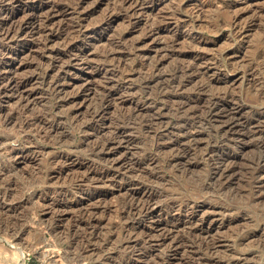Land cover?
Wrapping results in <instances>:
<instances>
[{"label":"rangeland","instance_id":"rangeland-1","mask_svg":"<svg viewBox=\"0 0 264 264\" xmlns=\"http://www.w3.org/2000/svg\"><path fill=\"white\" fill-rule=\"evenodd\" d=\"M6 25L0 264H264V175L246 171L259 144L218 132L207 100L192 126L183 101L230 90L264 115V70L241 72L264 48V0H0ZM210 146L234 161L224 185ZM143 186L155 199L132 218Z\"/></svg>","mask_w":264,"mask_h":264},{"label":"bare ground","instance_id":"bare-ground-1","mask_svg":"<svg viewBox=\"0 0 264 264\" xmlns=\"http://www.w3.org/2000/svg\"><path fill=\"white\" fill-rule=\"evenodd\" d=\"M10 18V17H9ZM8 18V20H9ZM10 21V20H9ZM8 21V23H9ZM7 23V24H8ZM2 27V26H1ZM1 29V33L2 36L8 37L11 36L10 33L12 31H14L15 28L9 26H5L2 27ZM18 28V27H16ZM20 29V28H19ZM17 30V29H16ZM15 32V31H14ZM12 32V33H14ZM2 38V37H1ZM252 55V54H251ZM248 61V60H247ZM197 62V61H196ZM153 65V64H152ZM197 64L192 62L191 64H188L186 66L182 65H177L180 67V70H194V66H196ZM254 67H256L257 69H262L264 70V48H257V51H255V53L253 54L251 60L249 61L248 65L246 67H244L242 69V74L245 73H250L253 75V73L255 72ZM156 68V67H155ZM174 69V71L176 70ZM259 69L257 71H259ZM181 72V71H180ZM184 72V71H183ZM187 72V71H185ZM195 72V71H194ZM188 73V72H187ZM176 74V73H175ZM170 76V75H169ZM173 76V75H171ZM177 76V75H176ZM174 77L173 79L169 80L170 84H173L177 81V77ZM181 76V75H180ZM144 77V76H143ZM52 78V77H51ZM142 79V78H141ZM165 79V78H164ZM168 79V78H167ZM261 84L264 85V76H262L261 78ZM180 80V79H179ZM144 81V80H143ZM152 81H160V77L159 76H149L145 79L146 83H150ZM162 81V80H161ZM45 83H51L50 81L46 80V77L44 79ZM177 83V82H176ZM175 83V84H176ZM52 84V83H51ZM144 84V83H143ZM151 84H154V82H152ZM164 84V83H163ZM150 85V84H149ZM158 85V84H157ZM162 85V84H161ZM160 85V86H161ZM166 85V84H165ZM151 86V85H150ZM163 86V85H162ZM167 86V85H166ZM154 87V86H153ZM159 87V86H158ZM169 87V86H167ZM165 88V87H164ZM158 89V88H157ZM160 89V88H159ZM164 90V89H163ZM258 90V89H256ZM261 90V89H260ZM262 90H264V87H262ZM159 91V90H158ZM230 91V90H229ZM229 91H223V94H219L220 98H224L221 103H220V99L219 97L217 98V96L212 97V95L208 96H202V95H196L195 97H192L191 99L195 102L194 105L191 99H186L183 100L186 102V104L191 108L193 107L188 114H190V116H192V120H196L195 119V115L196 112H198V110L200 111V105H198L200 102L202 104L203 100H207L206 104L207 106H205V109L203 110V119H205V121L209 122L211 120H215L218 123H215V126L218 130V132H220L221 134L224 135V137L228 136L233 138L234 137V133L237 132L239 127H242V131L241 134H239L238 136L242 137L243 139L246 137L249 138H254L256 139L257 144H259V155L258 156H254V160L251 161L252 164L249 163L250 168L248 167V169H244V171H248L247 175L249 178H253L256 175H264V119H262V116L264 115H259L256 118H249L244 116L243 112L245 111V109L247 108V103L239 100L236 102H232V99L230 98V96L232 95ZM167 93V92H166ZM262 94V96H260V99L262 97V100H264V92H260ZM158 94V93H157ZM198 94V93H197ZM183 95V94H182ZM204 95V94H203ZM166 96H169L168 94ZM162 97V96H161ZM160 97V98H161ZM232 97V96H231ZM236 97V96H235ZM158 98V97H157ZM165 98V97H164ZM206 98V99H205ZM228 98H230V100H228ZM163 99V98H162ZM166 99V98H165ZM173 99V98H172ZM180 99V98H179ZM248 99V98H246ZM164 100V99H163ZM236 100V98H235ZM261 100V102H262ZM161 101V100H160ZM173 101V100H172ZM250 102V100H249ZM253 102V101H252ZM177 103V102H176ZM180 103V102H179ZM183 103V102H182ZM252 104V103H251ZM254 104V103H253ZM180 105V104H179ZM187 105L184 108V111L187 109ZM173 106V105H172ZM178 106V105H177ZM184 107V105H182ZM202 106V105H201ZM254 106H258V105H254ZM261 107V106H258ZM257 107V108H258ZM100 109V106L97 107V109L94 112H98ZM183 109V108H182ZM256 109V108H255ZM189 110V109H188ZM93 114V113H92ZM201 114V113H200ZM200 114H198V116H200ZM246 115V114H245ZM148 117V116H147ZM152 117V116H151ZM197 118V117H196ZM39 119V118H38ZM55 119V118H54ZM58 119V118H57ZM60 119V118H59ZM200 119V118H199ZM203 119L200 120H196V121H191L192 126L198 124H201L203 126ZM37 120V119H36ZM149 120V119H148ZM147 120V121H148ZM39 121V120H38ZM56 121V120H55ZM58 121V120H57ZM56 121V122H57ZM60 121V120H59ZM153 120H151L152 122ZM204 121V122H205ZM35 123V121H33ZM150 122V123H151ZM155 122V121H154ZM153 122V123H154ZM188 122V121H187ZM213 122V121H212ZM209 124V123H207ZM214 124V123H213ZM185 125V124H184ZM189 125V124H188ZM206 125V124H205ZM53 127L54 130H56L58 128V126H60L58 123L56 125H51ZM191 126V125H190ZM197 127V126H196ZM209 127H211L209 125ZM214 127V126H213ZM199 128V127H198ZM207 128H205L206 131ZM212 130V128H211ZM215 130V129H214ZM208 131V130H207ZM211 132V131H210ZM217 132V133H218ZM206 133V132H205ZM214 133V132H212ZM211 135V134H210ZM217 135V134H216ZM214 136V135H212ZM220 137V136H219ZM218 137V139H219ZM222 137V136H221ZM237 137V136H235ZM206 138V137H205ZM208 138V137H207ZM212 139V138H210ZM229 139V138H228ZM186 140V139H185ZM193 141V140H192ZM218 141V140H217ZM176 142V141H175ZM214 142V141H212ZM231 142V141H230ZM211 143V142H210ZM222 143V142H221ZM229 143V142H228ZM108 142H104L103 144H101V147H105L108 146L107 145ZM214 144V143H213ZM227 144V143H226ZM207 145V144H206ZM230 145V144H228ZM234 145V143H233ZM236 146V144H235ZM191 147V146H190ZM221 147V146H220ZM219 147V148H220ZM223 147V146H222ZM226 147V146H225ZM97 148V147H96ZM179 148V147H178ZM192 148V147H191ZM236 148V147H234ZM103 149V148H102ZM222 149V148H221ZM96 150V149H95ZM98 150V149H97ZM189 150V148H188ZM187 149L182 150V153L179 151L178 153L175 152V155L173 156L174 160H179V159H186L189 156V152ZM204 150V149H202ZM258 150V149H257ZM199 151V150H198ZM207 153H213L214 151L216 152V155H218V148L214 147V146H210L209 148L206 149ZM223 151V150H222ZM225 151V150H224ZM214 152V153H215ZM224 153V152H223ZM223 153H219L218 157L215 158L216 162L215 165L213 164V168L211 171V179L213 181L218 182L219 184H223L226 182H229L232 179V176L234 173H232V170L234 169L233 165L234 161L232 162V160L229 162L226 157L224 155H222ZM214 155V154H213ZM227 155V154H226ZM257 155V154H256ZM171 156V155H170ZM207 156V155H206ZM210 157V156H209ZM253 158V157H252ZM251 158V159H252ZM208 159V158H207ZM213 160V159H212ZM115 161V160H114ZM236 162V161H235ZM208 163V162H207ZM242 164V163H241ZM234 172V171H233ZM245 173V172H244ZM246 174V173H245ZM105 175V174H104ZM104 177V176H103ZM204 178V177H203ZM210 178V177H209ZM239 178V177H238ZM245 182V181H244ZM249 182V181H248ZM216 183V184H218ZM240 183V182H239ZM252 186L251 189L253 190L254 188L256 190H253V194L255 195L258 191H260L262 188H264V181H253L251 182ZM224 185V184H223ZM248 185V184H247ZM246 187V186H245ZM250 188V187H249ZM141 191V189H140ZM208 191V190H207ZM155 191H152L151 189H147L143 186V192L139 195L136 196H132L131 198V202L129 201L128 206L126 207V212L128 214H130V216L135 214H141L143 212H146L147 210H149V208L151 207L150 205V201L152 203V199H155ZM247 192V191H246ZM156 193V192H155ZM192 193V192H191ZM170 194V193H169ZM181 196V195H180ZM159 198V197H158ZM172 198V197H171ZM257 198V197H256ZM182 199V198H181ZM176 200V199H174ZM183 200V199H182ZM188 199H185L184 201H187ZM178 201V199H177ZM181 201V200H180ZM175 202V201H174ZM173 202V203H174ZM179 203V202H178ZM170 204V203H169ZM176 204V203H175ZM182 204V203H181ZM153 205V204H152ZM166 205V204H165ZM168 205V204H167ZM179 205V204H178ZM258 214V213H257ZM131 216V217H132ZM127 217V216H126ZM133 218V217H132ZM202 245V244H201ZM19 255V260H20V264H26L24 261V253L22 251L18 252ZM79 257V256H78Z\"/></svg>","mask_w":264,"mask_h":264}]
</instances>
